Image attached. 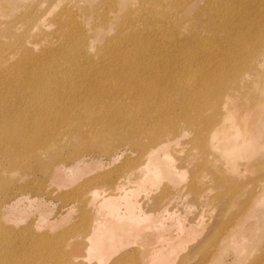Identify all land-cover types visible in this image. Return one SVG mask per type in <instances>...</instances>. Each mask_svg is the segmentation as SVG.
Listing matches in <instances>:
<instances>
[{"label":"bare ground","instance_id":"bare-ground-1","mask_svg":"<svg viewBox=\"0 0 264 264\" xmlns=\"http://www.w3.org/2000/svg\"><path fill=\"white\" fill-rule=\"evenodd\" d=\"M229 1L231 4L247 8L254 0ZM172 3L177 1L172 0ZM51 12L52 6H47L36 15L31 10L24 14L26 17L21 18L22 15L19 22H22V26L30 23L28 30L31 32L43 25L42 22H45ZM201 12L207 17L204 29L211 33V38L216 43L222 39L225 41L224 44L218 43L221 49L218 54L199 57L198 51L204 52L203 49L189 44L190 38L196 35L193 27H185L183 31L181 29L179 31L177 19L151 20L146 17L143 26L136 30H124V26L119 28L115 42L111 40L105 48L98 50L101 65L106 64L109 70H113L112 74L116 72L115 70L122 73L116 74L117 82L113 80L112 85L99 83L89 85L92 72L79 68L93 64V60L86 55L88 39L74 14L67 8L53 14L51 22L55 24L61 37L59 46L55 48L61 51V55L54 61L60 63L66 57L65 61L69 67L63 74L42 72L30 79L22 80L20 85H16L19 92L18 100L5 103L0 99V171L13 169V166L27 167L36 163L40 172L52 182L51 185H56L54 191H60L64 199L77 201L82 205L80 221L69 222L72 214L68 212L57 224L55 221L50 222L48 215L54 208L51 204L41 198L26 199V203L20 198L15 199L3 209V221L0 217L3 225L10 222L9 225L15 228L18 224H24L28 215L32 214L31 211H37L38 217L32 222L33 226L27 224L14 229V232L12 229L7 231L8 226L0 223V264H82L83 259L88 264L91 260L96 264L108 262L117 264L112 262V259L133 246L138 248V264L139 260L141 264H173L179 250L195 239L198 231L187 227L180 216L169 211V204L177 196L175 192L164 193L167 196L164 205L152 210H145L141 205L143 201L139 203L136 196L139 193L148 196L151 190L159 187L161 181L166 180L177 187L187 179L183 180L185 173L177 165L180 156L176 145L188 134L191 125L195 126L194 132L200 138L201 147L207 149L214 146L222 149L229 163L235 164L241 153L249 154L248 150L251 152L253 147L256 148L255 142H258L259 135L254 126L261 124L257 125V122L252 126L254 128L251 130L255 133L249 137L244 138L245 134L242 135L243 132L240 131L242 128L235 130L234 127V133L229 136L224 131L227 127L225 121L230 122L233 118L232 123L237 124V119L234 120L235 112L227 110L224 107L227 105L223 104L218 110V103L226 102L227 98L233 97L232 93L242 86L246 77L251 74L259 75L258 65L264 59V40L259 41V44H262L257 48L254 44L237 50L226 47L237 38L242 42L252 39V43L260 38L264 34V22H261L263 19L260 16L258 18L256 14H252L251 22L244 25L235 20L231 23L233 18L231 13H227L229 15L227 18L225 14L216 15L206 8H202ZM12 31L11 29L8 31L11 37L9 44L4 45L0 42V58L6 59L5 61L0 59V63L13 58V62L8 64L7 68L19 71L29 62L32 53H39H35L39 41L26 39L25 29L16 35ZM135 33L154 37L160 52L153 55L169 54L180 58L178 79L169 80L171 83L164 86V82L159 79L162 77L156 66L149 61L151 54L146 52L128 54L124 47L119 51L120 42L133 40ZM41 37L48 39L47 33ZM181 39L187 40L188 43L181 44ZM197 39L203 44L202 38ZM176 47H182L180 50L190 56L177 55L174 52L177 51ZM44 48L46 46L42 49ZM12 52L18 56L14 57ZM215 64L218 67L213 66ZM130 68L135 70L131 75L141 78L132 81L131 77H128ZM73 70L78 73L80 82L76 81V76L71 75ZM193 70L196 72L194 76V73L190 72ZM253 70H257L256 73ZM263 98L261 99L264 100ZM204 110H211V113L204 117ZM251 117L250 121L257 119ZM49 119L55 122L53 125L61 124L60 126L78 138L84 137L86 129H90L96 123L102 125L97 135L105 140L118 138L127 141L135 138L133 143L138 149V159L141 162L120 171L116 179L112 177L110 171L98 172V169L103 167L101 160L86 161L80 158L68 166L49 163L43 159L55 156L48 150L58 145L59 140L54 138L55 135L37 139L47 131L45 123ZM261 120L263 123L264 117ZM242 126L246 127L245 123ZM229 138L233 139L230 148L226 146L228 144H219V139ZM111 156L113 162L122 157L116 153ZM132 181L136 182L135 185L126 190L123 183ZM43 187L44 184H38L37 189L42 190ZM231 196L225 199V205ZM250 200L251 197L239 199L238 204H243L241 211L248 207ZM209 213L214 215L213 211ZM233 222L226 226L224 234L230 232ZM65 224H68L66 231L69 232L66 247L63 244L65 239L50 237L45 232L34 233L33 230V227H36V231L42 228L53 230ZM230 243L232 244L229 246L237 247L233 238Z\"/></svg>","mask_w":264,"mask_h":264},{"label":"rangeland","instance_id":"rangeland-1","mask_svg":"<svg viewBox=\"0 0 264 264\" xmlns=\"http://www.w3.org/2000/svg\"><path fill=\"white\" fill-rule=\"evenodd\" d=\"M176 1L177 3H172V0H0V42L4 45L9 44L11 37L8 31L10 29L13 30L14 35L25 29L26 39L39 41L35 51V53H39H32L29 62L25 63L19 71L7 68V65L13 62V58H8V62L0 63V99L4 100L5 103L18 100L17 94L19 92L16 85H20L24 79H30L42 72L55 74L66 72V69L69 67L65 61L66 57L60 63L54 61L55 58L61 55V51L55 49L59 46L58 43L61 37L55 28V24L51 22L53 14L59 13L63 8H67L74 14L85 37L88 39L86 55L93 60V64L89 65L90 67L81 66L79 68L84 70L89 69L92 72L90 73L89 80H91V83L89 85L98 83L112 85L113 80L117 78L116 74H122L118 70H115L116 72L112 74L113 70H109L106 64L101 65V55H98L97 52L101 48H105L111 40L115 42L119 28L124 26V30H136L143 26L146 17L151 20L177 19L179 20V31L180 29L183 31L185 27H193L196 35L190 38L189 44L195 45V48L203 49L204 52L198 51L200 58L218 54L221 50L218 43H225L224 39L216 43L211 38V33L204 29L207 17L205 14H202V8H206V10H210L211 13L216 15L225 14L227 18H229L227 13H231L233 17L231 23H234L235 20L239 21L238 23L247 25L251 22L252 14H256L258 18L260 16L263 19L261 22H264V0H254L247 8L231 4L232 2L229 0ZM47 6H52V12L46 17L45 22H42L44 24H41L40 27H36L29 32L28 26L30 23L22 26V22H19L20 17L22 15L21 18L26 17L24 14L28 11H34V15L40 14ZM218 19L222 20L223 18L218 17ZM8 25L10 26L7 31ZM46 33L48 39H43L41 35ZM197 38H202L203 44L197 41ZM260 40H264V34L260 38L255 39L253 43L252 39L242 42L237 38L229 46L226 45V47L227 49L232 47L237 50L240 47L248 48L254 44L255 48H257L262 44H259ZM180 43L186 44L188 41L181 39ZM43 46H46V48L42 49ZM123 47L128 51V54L132 52L151 54L149 61L156 66V70L159 72L160 77H162L159 79L164 82V86L171 83L169 80L175 81L178 79V63L180 62V58L169 54L153 55L155 52H160V47L155 44L153 36L135 33L133 40L120 42L119 51ZM181 48L176 47L177 51L174 50V52L181 57L190 56L186 52L181 51ZM13 55L15 57L17 53L14 52ZM159 57L160 59H158ZM0 59L1 61L6 60ZM213 66L218 67L216 64ZM258 69L259 75L252 76L253 74H251L246 77L242 86L232 93L234 96L225 100L228 102L227 104L224 101L223 103H218V110L222 104L227 105L224 107L227 110L230 109L235 112L234 120L236 121L237 119V124L234 122L236 125L232 123L233 118L230 122L229 120L225 121L227 126L224 128L225 133L231 136L234 133L233 127L235 130L242 128L240 131L243 132L242 135L245 134L243 137L246 138L249 135H253L256 131L258 132L257 135L260 136L257 138L258 144L255 142L256 148L253 147L251 152L248 150L249 154L241 153L240 157H237L239 159L236 160L235 164L229 163L230 161L222 149L214 146L210 147L211 149L202 148L200 138L194 132L195 126L191 125L187 132L188 134H186L190 135H184L183 139L181 138L178 145H176L179 148L177 153L180 156L177 165L185 173L183 180L187 179L182 180L183 183H180L177 187L172 186L170 182L164 180L157 187L158 190H151L149 195L147 194L148 196H145L143 193H139L136 196L139 203L143 201L141 205L145 210H152L155 207L164 205L167 200V196L164 193H167V191L169 193L175 192L177 196L174 198L176 200L179 199V201L173 199L172 203L168 206L169 211L173 212L174 215L180 216L184 222L183 224L187 227L189 226V228L198 231L195 239L188 242L184 248L179 250L180 253L178 252V255L174 258L175 262L173 264H232V262L233 264H264V122L260 121L264 117V100L261 99L264 97V59L260 61ZM134 71V68L128 70V75H130L128 77H131L132 81L141 78L131 75L134 74ZM256 71L253 70L255 73ZM190 72L194 73L193 76L196 75L194 70ZM77 74L75 70L71 71L72 76L77 77ZM76 81L80 82V79L77 77ZM261 106L262 108H260ZM209 113H211V110H204L203 116L206 117ZM251 116L254 117L253 119H257L250 121L252 119ZM238 118L242 121L247 118V121H243L246 127L243 128L242 125L244 123ZM54 123L52 119L47 120L45 123L48 128L47 131L37 138L41 140L47 135H55L54 138L59 140L58 145L48 150L49 153L55 154V156L43 159L49 163H60L62 166H68L80 158L86 161L101 160L103 167L98 169V172L110 171L112 177L116 179L120 171L130 167V165H138L141 162L138 159V149H136L133 143L135 138L127 141L118 138L105 140L97 135L98 129L102 126L99 123L92 125L90 129H86L84 137L78 138L60 126L61 124L53 125ZM255 123L261 125L254 126V128L252 126ZM252 128L255 131L251 130ZM218 141L219 144H228L226 146L230 148L233 139H219ZM108 142L112 145L110 144L109 147L105 148L109 144ZM179 151L182 152V155ZM121 152L124 153L122 154ZM114 153L120 154L122 157L120 156V158L113 162L111 155ZM242 154L243 157L241 156ZM183 163L185 164L183 165ZM38 168L36 163H34L27 167L13 166V169L9 168L8 170L0 171V217L2 221L4 215L3 209L15 199L20 198L26 203L28 199L41 198L54 207L51 214L48 215L50 222L55 221L54 223L57 224L62 216L71 212L72 216L69 222L78 223L80 221L82 205L77 201L66 200L61 196L60 191H54L53 188L56 185H51L52 182ZM135 183L132 181L124 182L123 184L126 185V190H129ZM38 184H44L43 189L41 188L42 190L37 189ZM230 196L229 204L225 205V199ZM250 197L251 200L248 207L244 211H241L243 204H238L239 199L245 200ZM210 211H213L214 215L210 214ZM31 213L24 224H18L15 228L9 225L10 222L6 225H3L2 221L0 223L3 226H8L7 231L12 229L13 232L14 229L22 228L27 224L33 226L32 222L36 221L38 212L31 211ZM232 221L234 222L229 229L230 232L224 234L226 226ZM67 227L68 224H65L53 230L42 228L36 231V227H33V230L34 233L45 232L50 237L56 236L65 239L63 244L66 247V242L69 240V232L66 231ZM231 238L236 242L235 245L237 247L229 246V244H232L230 243ZM197 239H200V241H197ZM192 246L193 248H191ZM137 254V247H129L113 258L112 262L117 264H138ZM90 262V264H96L94 260ZM81 263L88 264L84 259ZM107 264H110V262ZM139 264H141L140 260Z\"/></svg>","mask_w":264,"mask_h":264}]
</instances>
